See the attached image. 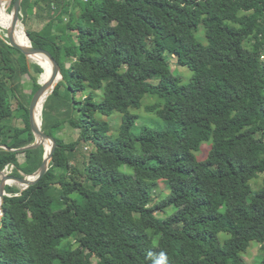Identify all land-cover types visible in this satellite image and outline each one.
I'll list each match as a JSON object with an SVG mask.
<instances>
[{"label":"trees","instance_id":"trees-1","mask_svg":"<svg viewBox=\"0 0 264 264\" xmlns=\"http://www.w3.org/2000/svg\"><path fill=\"white\" fill-rule=\"evenodd\" d=\"M40 1L22 0L24 22ZM53 1L57 13L30 40L63 77L41 114L56 148L36 184L5 187L0 264H245L252 243L264 264V184L251 185L264 173V0ZM42 73L0 36L1 145L34 141L30 126L17 136L2 123L16 97L6 79L33 80L29 104ZM142 106L161 127L134 131ZM115 112L113 132L104 117ZM64 124L74 140L60 137ZM81 142L93 149L79 169L70 153ZM42 156L0 149V171L30 175ZM161 181L169 192L151 205Z\"/></svg>","mask_w":264,"mask_h":264},{"label":"rangeland","instance_id":"rangeland-1","mask_svg":"<svg viewBox=\"0 0 264 264\" xmlns=\"http://www.w3.org/2000/svg\"><path fill=\"white\" fill-rule=\"evenodd\" d=\"M32 4L34 0H31ZM12 5L6 7L5 13L2 14L3 17H5V22H10L12 20V15L10 13ZM59 5L56 4L53 0H41L38 5L33 7L31 5L28 10H27V15L25 18V22L21 18V25L23 26L27 37L30 39V36L35 34L36 32H40L41 28L47 25V23L50 21L51 18L55 16V14L58 11ZM23 17V15H22ZM5 35V30L1 29L0 30V36L4 37ZM200 39H204L203 33L199 32L198 33ZM68 39L72 42H75V37L72 33H68ZM15 39L17 41V37L15 35ZM18 43V41H17ZM264 56V55H263ZM264 60V57H262ZM30 60V59H29ZM30 62H33L30 60ZM170 70L174 71L181 81L183 83L189 82L191 78V72L185 68V67H180L176 63V58L171 57L170 60ZM45 74V71H44ZM41 76L37 78V83L39 84ZM0 79L2 80L1 74H0ZM6 78H3L5 80ZM7 84L11 88L14 89L16 97L12 98V115L10 118L4 120L2 123L10 126L16 131L17 136H23L25 132L29 129V121L28 119L25 118V107H28V100H29V95L32 92L33 88V80L29 78L28 75H20L18 74V77L16 78H7ZM101 91H97L96 94L100 95ZM49 96V95H48ZM48 96L45 98L44 103L46 102ZM78 97L80 95H77ZM154 102V99L151 98L150 96L145 97L143 101V105L145 104H151ZM43 109V107H42ZM42 112V110H41ZM41 112H40V118H41ZM135 113L139 114L140 118L137 120L135 124V132H138L140 127L142 126H151L155 128L161 127V123H159L157 117L155 115L147 114L144 106H142L139 110L134 111ZM105 120L108 121L110 124L112 131L116 132L119 128L120 122H121V116L119 113L115 112L113 113L110 117H104ZM60 137L65 141H72L75 139V136L77 135V132L73 131L71 127H69L68 124L61 125L60 131H59ZM93 149V146L91 143L88 142H81L76 149L70 153V162L73 166L81 169L83 166V159L89 154V152ZM209 149V145L204 144L202 151L198 153L200 157H204ZM23 155H18V161L19 163H23ZM9 168L5 170L7 174H12V171L14 169L13 165H7L5 167ZM264 173L259 174L258 178L255 179V181L251 183L252 187L254 189H257L259 186L264 184ZM11 186H15L19 188L18 186L14 185L11 183ZM169 192L167 185L164 182H158V184L155 186L154 191L152 192V201L151 205L159 202L162 200L167 193ZM8 194V193H7ZM10 195V194H9ZM11 196V195H10ZM171 209L167 208L165 212H157L156 216L159 218L165 217L167 213H169ZM259 246L255 245L252 243L251 247L247 251L246 254H243L241 256L242 261L245 264H256L259 259L261 258V253L258 250Z\"/></svg>","mask_w":264,"mask_h":264},{"label":"water","instance_id":"water-1","mask_svg":"<svg viewBox=\"0 0 264 264\" xmlns=\"http://www.w3.org/2000/svg\"><path fill=\"white\" fill-rule=\"evenodd\" d=\"M0 2H4L10 6V4L13 2V5L11 7L10 13L12 15V20L9 28L5 30V35L3 38L6 39V43L18 50L21 54H23L26 58L31 60V57L34 55H43L44 57L48 58L52 64L51 67V72L49 77L42 83L39 82L40 88L33 94L31 101L28 106V115H29V126L30 130L33 134L34 141L31 144H28L26 146L20 147V148H7L4 145L0 144V149H5L8 152H25L28 150H33L37 149L39 147H42L43 149V156H42V162L39 168L32 174L26 175L23 173H20V176H15L12 174H7L5 171L6 169L4 168L2 171H0V217L2 215V205L4 203V197L10 196L9 194L6 193L5 187L6 186H11V183L20 185V190H24L29 186H32L36 184L48 171L49 164L52 160L54 150L56 148V142L55 140L45 134L42 131V119L36 120L35 119V110L37 109V106L41 99L45 95H50L56 84L62 80V74L60 71V66L58 65L57 61L52 57V55L41 48H35L31 45V40L28 38L30 44L29 45H22L17 43L15 39V32L16 29L18 28V25L21 21V3L22 0H0ZM1 30V28H0ZM34 62V61H33ZM38 66H40L43 69V73L41 76L44 74V68L41 64L35 62ZM46 96V97H47ZM43 110V109H42ZM42 114V112H41ZM46 143L50 145L49 150H46Z\"/></svg>","mask_w":264,"mask_h":264},{"label":"bare ground","instance_id":"bare-ground-1","mask_svg":"<svg viewBox=\"0 0 264 264\" xmlns=\"http://www.w3.org/2000/svg\"><path fill=\"white\" fill-rule=\"evenodd\" d=\"M7 6H8V4H6L4 2H0V28L4 29V30L9 28V26L11 24V21L5 22V19H6L5 17H3V20L1 19L2 14L5 13ZM15 35L17 37V41L19 44H22V45H29L30 44L28 37L26 35V32H25L23 26L21 25V23H19L18 28L16 29V32H15ZM31 60L34 62H37L43 66V68L45 70V74H44V76L40 75L41 76L40 81L43 83L49 77L50 72H51L52 64H51L50 60L46 59V58H38L36 55L32 56ZM46 96L47 95H45L41 99V101L39 102V104L37 106V109L35 110V119L38 121L40 120V112L42 110L43 102L45 101ZM49 148H50V145L48 143H46V150H49ZM14 185L21 188L20 185H17V184H14Z\"/></svg>","mask_w":264,"mask_h":264},{"label":"built area","instance_id":"built-area-1","mask_svg":"<svg viewBox=\"0 0 264 264\" xmlns=\"http://www.w3.org/2000/svg\"><path fill=\"white\" fill-rule=\"evenodd\" d=\"M83 1H86V0H83ZM9 169L8 167L6 168V170Z\"/></svg>","mask_w":264,"mask_h":264}]
</instances>
